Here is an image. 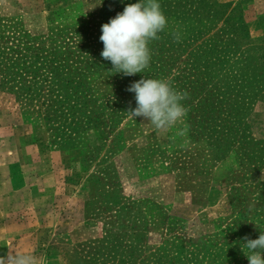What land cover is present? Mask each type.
<instances>
[{"label":"rangeland","instance_id":"rangeland-1","mask_svg":"<svg viewBox=\"0 0 264 264\" xmlns=\"http://www.w3.org/2000/svg\"><path fill=\"white\" fill-rule=\"evenodd\" d=\"M137 2L0 0V51L62 86L23 99L0 75V257L249 264L244 237L264 231V0H159L149 67L115 74L101 26ZM144 77L188 93L183 123L127 113Z\"/></svg>","mask_w":264,"mask_h":264},{"label":"clouds","instance_id":"clouds-1","mask_svg":"<svg viewBox=\"0 0 264 264\" xmlns=\"http://www.w3.org/2000/svg\"><path fill=\"white\" fill-rule=\"evenodd\" d=\"M167 26L168 18L159 0L127 4L123 12L101 26L100 41L104 47L100 55L111 62L115 74L143 73L151 61L150 42L159 40L158 34ZM173 37L179 41L177 33H173ZM127 91L135 93L136 107L127 111L134 119L143 118L159 132H168L184 122L187 109L183 101L188 98V93L176 90L169 81L144 77L132 83ZM184 128L187 129L186 124ZM244 241L248 252H243L249 264H264V231L258 238L244 237ZM0 264H46V258L33 251L10 248L0 257Z\"/></svg>","mask_w":264,"mask_h":264},{"label":"trees","instance_id":"trees-1","mask_svg":"<svg viewBox=\"0 0 264 264\" xmlns=\"http://www.w3.org/2000/svg\"><path fill=\"white\" fill-rule=\"evenodd\" d=\"M15 52L16 54L11 55L6 50L0 51V75L3 89L23 99L33 98L35 93L45 90V88L49 89V91H55V88L61 90L62 86L60 87L52 80H50V84L46 87L44 82H46L47 79H45V77L42 79V76L56 72V68L50 70L48 67L44 66V71L39 74V70L28 64L29 59L27 58V54L24 53L25 51H23V54L21 51ZM21 59H23V67H19L18 70H15L13 67H17ZM52 75L53 74H51V77ZM86 261H89V259Z\"/></svg>","mask_w":264,"mask_h":264}]
</instances>
